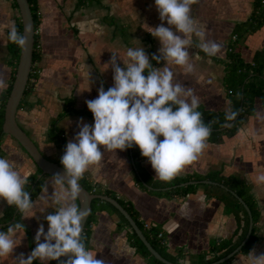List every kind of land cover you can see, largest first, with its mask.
I'll return each instance as SVG.
<instances>
[{
  "label": "crops",
  "instance_id": "1",
  "mask_svg": "<svg viewBox=\"0 0 264 264\" xmlns=\"http://www.w3.org/2000/svg\"><path fill=\"white\" fill-rule=\"evenodd\" d=\"M37 2L40 74L26 91L17 111V120L45 156L60 162L62 149L49 137L52 121L57 120L67 142L74 140L79 131L77 123L80 118L85 123L94 124L93 114L85 101L97 98L101 85L106 91L114 85L113 69L109 66L111 51L127 59V49L142 46L153 67L162 68L165 61L157 62L151 58L152 54L160 55L161 44L150 32L161 24V20L155 0ZM254 4L255 0H197L192 5V17L205 33V39L220 44V51L215 56L206 55L195 46L200 41L193 35L190 37L193 46L188 50L194 71L189 73L174 64L167 66L174 73V82L190 89L199 104L206 108L232 110L233 98L226 84V59L231 42H235L241 57L248 61L258 50L264 49V22L255 30L240 33L236 41L232 40L237 24L250 17ZM18 15L19 7L13 0H0V82L4 85L0 88V97L14 69L9 31L16 28ZM164 24L168 26L166 21ZM118 63L125 67L122 60L118 59ZM68 105L82 112L60 116ZM159 139L162 140L163 136ZM0 142V158L7 159L28 177L29 182L38 170L36 162L11 134L3 133ZM140 163L148 179H159L146 157H141ZM211 172L238 175L248 184L256 199L260 210L254 223L257 240L250 250L240 249L227 263L253 264L254 255L264 253V184L255 182L264 174V102L261 97L255 99L253 112L233 134L209 137L198 159L176 176ZM137 173L133 149H117L104 151L101 161L90 166L81 181L110 189L131 201L143 221L159 226L164 232L166 250L174 258L171 261L204 264L207 263L203 262L204 256L210 254L216 242L238 240L242 230L235 214L223 200L208 193L207 185L214 183L199 180L190 183L197 184V187L186 193H159L143 177L137 181ZM39 176L43 177L44 187L34 197L31 211L21 214L18 223L22 228L15 235L19 245L12 255L0 257V264H17L15 258L21 253L25 258L31 253L36 246L35 235L40 223L44 224L45 232L48 230L45 217L54 214L58 207L52 193L61 191L62 186L56 183L53 174L40 173ZM178 184L166 188L185 186ZM63 187L66 189L67 185ZM75 203L79 206L78 199ZM6 206L7 202L0 199V217ZM86 248L104 264H158L138 251L128 228L121 225L119 215L104 206L98 207L94 213ZM37 263L41 264L39 260Z\"/></svg>",
  "mask_w": 264,
  "mask_h": 264
},
{
  "label": "clouds",
  "instance_id": "2",
  "mask_svg": "<svg viewBox=\"0 0 264 264\" xmlns=\"http://www.w3.org/2000/svg\"><path fill=\"white\" fill-rule=\"evenodd\" d=\"M197 0H155L161 24L150 31L158 38L160 55L152 54L157 62L165 61L162 68L153 67L149 55L141 46L129 48L124 59L112 52L109 66L113 69L114 85L106 91L103 85L98 97L85 101L94 117V124L80 118L79 131L74 140L66 144L60 162L62 173L54 174L61 191L52 193L58 205L54 214L45 217L48 230L40 223L35 235V248L30 254L21 253L17 264H41L60 261V264H104L86 248L83 238V221L88 211L78 206L81 187L79 181L90 166L98 164L104 151L126 150L138 146L141 155L148 159L155 170V177L168 182L193 161L206 147L212 133L203 113L198 110L199 99L190 89L174 82V73L167 66L174 64L185 71H194L190 63L189 47L193 35L199 39L195 46L208 56H215L221 45L205 39V33L192 17V5ZM168 26H165L164 22ZM9 39L21 48L27 46L28 33H18L15 27L9 31ZM118 59L125 67H121ZM147 70V75H144ZM3 82H0L2 88ZM235 111L225 113L226 121H234ZM225 126H231L226 124ZM163 136V139L159 137ZM103 146V150L101 149ZM264 184V174L256 178ZM28 177L21 174L5 158H0V199L21 213L26 214L34 206L31 194L25 190ZM67 188L64 189V185ZM22 228L16 223L7 231H0V257L12 255L17 242L15 235ZM43 238V242H42ZM252 253H255L254 251ZM71 254V255H69ZM67 260H61L62 257ZM253 264H264V253L254 255Z\"/></svg>",
  "mask_w": 264,
  "mask_h": 264
},
{
  "label": "trees",
  "instance_id": "3",
  "mask_svg": "<svg viewBox=\"0 0 264 264\" xmlns=\"http://www.w3.org/2000/svg\"><path fill=\"white\" fill-rule=\"evenodd\" d=\"M13 2L14 5L18 7L17 1L13 0ZM29 2L31 4V8L35 20V26L37 28L40 22L38 2L37 0H29ZM263 22H264V0H255L254 9L250 17L247 20L243 22H239L237 24V28H236L237 31L235 33L239 35L240 33L255 30ZM22 28L23 26L21 22V16L18 15L17 23H16V30L18 31V33L22 34ZM35 38L36 39H35V45L33 51V64L30 70L29 81L25 93L30 87L31 83H33L32 77L39 75V73L35 72L36 68L39 67L38 61L41 58V49L38 44L37 33H35ZM231 45L233 48L230 49L228 47V53L226 59V84L233 98V107L231 111H235L237 113V116L234 121H226L225 120L226 111L209 109L206 108L204 105L199 104L198 110L203 113V118L205 122L209 123L210 127L212 128V133L210 136L211 138L218 136L221 137L224 134H233L234 131L238 128L239 124H241L246 119L247 115L253 112L255 106V99L259 96L262 98L264 102V49L258 50L255 53L253 59L248 61L241 57V55L236 49L235 42H233ZM9 50L11 53V61L13 63L14 69L7 87L0 97V136L3 134L2 126L4 122L5 105L15 79V73L20 56L21 47L11 41L9 44ZM24 95L19 107L23 103ZM73 112H82V111L71 107V105H68L67 108L60 113V116ZM226 124H230L231 126L230 127L225 126ZM49 137L61 147L63 152L62 155H63L67 144V139L65 137L64 131L57 124V120H53L51 123V126L49 128ZM0 148H1V142H0ZM132 149H133V154L135 156L137 171H138L136 177L137 181L140 182L141 177H143L149 184L153 186V188L156 189L155 191L159 193H163V192L186 193L190 190H193L197 187V184H188L185 186H179L175 188H166L170 185L178 184L190 179H195V180L209 179L212 181H216L218 183H222L228 187L225 188L220 184H209L207 185V190L210 195H214L219 199L223 200L227 205V207L235 214L239 226L242 230V233L240 234L238 240L235 242L233 240L216 242L211 247L210 254L204 256L203 262H208L210 260L220 258L225 254L231 252L243 241L249 230V226H250L249 211L246 208V206L243 204V202H241L240 199L231 192V190L235 191L238 195H240L248 204L251 210L254 223L258 220L260 215V210L258 208L256 199L253 193L251 192V189L248 186V184L244 181V179L240 178L238 175L223 174L221 172H211L207 174L193 173L186 176H175L171 181L168 182L162 181L160 179L151 180L148 179V177L146 176V172L144 171V168L140 163V159L143 156L141 155V151L139 147L134 146L132 147ZM37 169H38L37 172L31 176L30 181L25 186V190L30 192L32 200L36 195L39 194V192L44 187L43 177L39 176V174L42 173V168L37 165ZM82 182L92 192L109 194L117 198L132 214V216L135 218L139 226L143 229L148 239L162 253V255L170 260H174V258L166 250L165 240H164L165 235L162 236L159 235V232L161 231L159 226L152 224L146 225L145 224L146 222L143 221V219L140 216L139 210L131 201L118 196L116 192L110 189H103L100 186L87 183L84 180ZM100 206H104L105 208L113 212H116L119 215L121 225L128 228L129 236L132 239L133 243L137 246L139 252L148 256L151 259V261L154 263L165 264L162 260L158 259L151 253V251L148 249V247L142 241L139 235L131 228V225L128 219L125 217V215L119 209H117L112 203L108 201H104L100 198H95L93 200L92 211L88 217L86 227L82 233L85 245L89 238L90 225L94 217V213L96 209ZM20 220H21V213L15 208V206H9L7 204L4 214L0 217V231H7L9 225H15L16 223L20 222ZM256 240H257V234L255 232V225H254L249 238L243 244L241 250L244 251L250 250ZM232 258L233 256L218 264H227ZM34 263L39 264L37 263V261H34ZM51 264H60V261L52 260Z\"/></svg>",
  "mask_w": 264,
  "mask_h": 264
},
{
  "label": "water",
  "instance_id": "4",
  "mask_svg": "<svg viewBox=\"0 0 264 264\" xmlns=\"http://www.w3.org/2000/svg\"><path fill=\"white\" fill-rule=\"evenodd\" d=\"M16 1L18 3L20 16H21V22L23 26L22 34H24L27 31L28 43H27V46L24 48H21V51H20V56H19V60H18L17 68H16V73H15V79H14L11 92L7 98V102L5 105V114H4V122H3L2 129H3V133L11 134L21 143V145L26 149V151L34 159L37 165L42 168V173H49V174L54 175L56 173H62L64 171L63 165L60 162L54 161L48 158L47 156H45V154L41 151L37 143L27 133V131L19 124L17 120V111L21 103V100L23 98V95L25 93V90H26V87L29 81L30 70L33 64V51H34V45H35V39H36L35 38L36 26H35V20H34L31 4L29 0H16ZM197 182H200V181L199 180H187V181L179 183L178 185H186V184L197 183ZM201 182L220 184L221 186L228 188L226 185L222 183H218L216 181H212L209 179H203L201 180ZM79 184L81 187V192L78 197L79 206L82 207V209L88 211V216L83 221V225H82L84 229L86 227L88 217L92 211L93 200L95 198H100L104 201H108L112 203L117 209H119L125 215V217L128 219L131 225V228L139 235V237L142 239V241L146 244L148 249L151 251V253L155 257H157L158 259L162 260L163 262L167 264H183V263L171 261L165 256H163L162 253L148 239L143 229L139 226V224L137 223L135 218L132 216V214L126 209V207L117 198L109 194L92 192L83 184L81 180L79 181ZM231 192L234 195H236L240 199L241 202H243V204L246 206V208L249 211V214H250L249 230L245 238L243 239V241L235 249H233L231 252L225 254L224 256L220 258L214 259L204 264H218L232 257L237 251H239L242 248L243 244L247 241L253 229L254 220H253L251 210L248 204L235 191L231 190ZM67 259H68L67 256L61 258V260H67Z\"/></svg>",
  "mask_w": 264,
  "mask_h": 264
},
{
  "label": "built area",
  "instance_id": "5",
  "mask_svg": "<svg viewBox=\"0 0 264 264\" xmlns=\"http://www.w3.org/2000/svg\"><path fill=\"white\" fill-rule=\"evenodd\" d=\"M237 39H238V34H237V33H234L233 36H232V40H233V41H236ZM231 44H232V42H231ZM231 44L229 45V48H230V49L233 48ZM35 72H37V73L40 74V67H37L36 70H35ZM38 76H39V75H38ZM38 76H33V77H32V81H35V80L38 78ZM145 224H146V225H149L150 223L146 222ZM159 235H160V236L164 235V232L161 230V231L159 232ZM164 240H165V239H164Z\"/></svg>",
  "mask_w": 264,
  "mask_h": 264
}]
</instances>
